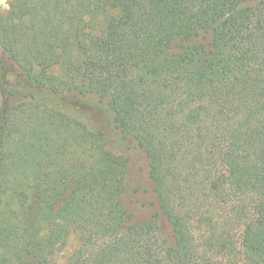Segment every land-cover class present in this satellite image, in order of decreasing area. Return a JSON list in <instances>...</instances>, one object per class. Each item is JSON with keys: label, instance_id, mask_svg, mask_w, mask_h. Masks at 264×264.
I'll return each instance as SVG.
<instances>
[{"label": "trees", "instance_id": "trees-1", "mask_svg": "<svg viewBox=\"0 0 264 264\" xmlns=\"http://www.w3.org/2000/svg\"><path fill=\"white\" fill-rule=\"evenodd\" d=\"M0 264H264V0H9Z\"/></svg>", "mask_w": 264, "mask_h": 264}, {"label": "rangeland", "instance_id": "rangeland-1", "mask_svg": "<svg viewBox=\"0 0 264 264\" xmlns=\"http://www.w3.org/2000/svg\"><path fill=\"white\" fill-rule=\"evenodd\" d=\"M9 11V0H0V13L7 14ZM128 171L125 180V193L122 197L123 204L133 216L134 221L149 222L155 214L161 213L155 193V184L150 178L149 164L146 154L132 147L128 154ZM161 217H163L161 215ZM160 217V218H161ZM161 233L168 238L171 233L170 226L166 220L159 219ZM76 245L75 239L70 241L69 248Z\"/></svg>", "mask_w": 264, "mask_h": 264}]
</instances>
